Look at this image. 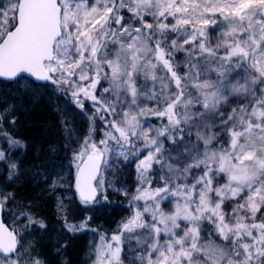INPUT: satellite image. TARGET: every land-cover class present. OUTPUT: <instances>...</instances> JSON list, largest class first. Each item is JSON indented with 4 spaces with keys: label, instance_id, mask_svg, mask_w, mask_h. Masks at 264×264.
<instances>
[{
    "label": "rangeland",
    "instance_id": "rangeland-1",
    "mask_svg": "<svg viewBox=\"0 0 264 264\" xmlns=\"http://www.w3.org/2000/svg\"><path fill=\"white\" fill-rule=\"evenodd\" d=\"M18 2L0 0V40L16 22ZM59 2L63 34L56 43L54 59L47 63L53 76L48 87L78 91L90 99L94 96H88L85 90H96L103 80L112 115L106 117L109 119L100 116L97 121L93 113L92 125L100 129L101 122L108 125L110 120L115 129L102 135L92 132L73 152L66 143L67 157L64 161L58 159L56 171L47 177L48 190L54 196L56 220L67 223L78 198L75 190L78 157L100 150L105 152L97 182L102 194L100 200H108L110 194L123 195L143 205L141 213L128 220L123 230L126 235L116 237L112 233L105 240L96 233V228L86 226L87 215L82 229L88 227L92 232L84 263L114 264L119 258L116 243L123 246V241L128 242L132 237L130 244L137 245L133 246L137 257L131 256L122 264H233L237 257H242L243 264H264V147L261 145L264 141V0ZM159 5L165 9L160 10ZM164 10H169V16L173 17L169 26L174 35L173 49L182 54L172 63L173 69L152 70L157 86L164 90L162 100L169 102L160 109L158 100L132 87V80L136 65L148 63L149 53L143 45L141 31L150 27L156 15ZM127 13L130 17L124 16H129ZM126 18L136 23L131 25L125 22ZM110 20L116 22L108 32L114 36L117 51L112 57L97 56L96 48L105 38L101 32ZM165 55L169 53L159 57ZM198 55L206 60H199ZM91 64L103 74V78L97 79L99 82L91 78ZM173 100L176 106H184L178 114L184 125L198 123L203 127L199 139L177 138V132L184 127L181 122L178 126L179 119L173 120L174 124L167 116L164 119L172 124L166 145L159 127L148 121L151 112L161 118L170 114ZM9 114V110L0 113V176L14 165L15 147L7 133L14 124ZM217 126L221 131L228 129L225 141L220 140L221 143L211 148L209 144L206 149L199 147L198 141L209 143L208 139L215 142L220 138L218 134L208 138V130L216 134ZM66 137L69 138L68 133ZM113 140L116 141L109 143ZM152 160L161 164V177L166 182L161 188L146 186L147 181L153 180V174L148 176L153 172ZM194 168L202 172L184 191L167 187L171 183L179 185L186 177L182 174L185 169ZM1 181L0 177V198L7 201L3 202L12 215L13 205ZM14 218L12 227L19 234L22 248L12 260L0 253V264H19V258L32 251L35 243L31 235L34 228L26 223L20 225L19 218ZM206 218L222 228L224 241L235 236L233 240L242 242L240 248L235 245V254L211 243L206 247L204 260L196 259L197 250L204 251L198 246V226Z\"/></svg>",
    "mask_w": 264,
    "mask_h": 264
},
{
    "label": "trees",
    "instance_id": "trees-1",
    "mask_svg": "<svg viewBox=\"0 0 264 264\" xmlns=\"http://www.w3.org/2000/svg\"><path fill=\"white\" fill-rule=\"evenodd\" d=\"M163 8L165 9V7L159 5L160 10H163ZM127 15L129 16L124 14L125 17H130V13H127ZM169 15H171L169 10H164L163 13L156 15L157 17L153 20L150 27L141 31L143 45L147 47L149 53L148 63L136 65L135 76L132 80V87L134 86L136 91L145 92L153 99L158 100L160 109L166 108L169 102L162 100L164 90L159 85L157 86L152 70L155 67L165 71L173 69L174 65L172 63H174V60L175 62L178 61L177 57L182 54V52H175L173 49L174 35L169 28L173 17ZM133 21L130 18L125 19V22H131V25L136 23L135 21L133 23ZM115 24L114 20L106 23V30L101 32L102 34L104 33L105 38L100 41L99 47L96 48L97 56L112 57L117 51L116 46H114V36L108 32L110 31V26ZM165 52L169 53V55L159 57ZM170 53L174 54V56H171ZM194 57L196 58V56ZM197 58L201 61L206 60L204 56L199 57L198 55ZM99 69L101 68L99 67ZM89 72L93 82L94 78L96 80L103 78V74L98 70V67H94L92 64ZM98 80L97 82H99ZM89 84L87 83V85ZM103 85L104 82L102 80L96 90H85L88 91V96H94L87 99L78 91L66 92L60 87L52 89L48 86L38 85L26 78H20L16 83L0 81V113L7 110L10 111L8 117H11L14 126L13 129L7 130V133L11 136L9 141L15 147L13 158L11 157L14 164L13 168L9 170L7 167V171L0 176L2 179L1 183L3 182V185H5L3 190L5 189V192L8 193L7 199L11 201L13 205L12 212H14L11 215V211L7 209V203H4L5 220L12 226L15 223L14 216H17L20 225L26 223L28 224L27 227L34 228V230H31V235L35 241L34 246L31 248L32 251L25 254L24 258H19V264H85L83 258L87 253L88 237L92 232L87 230L88 227L96 228V233L99 232L104 240L112 233L116 237H121L122 233L124 235L127 234L123 230L130 221L129 219L141 213L143 205L140 206L137 203H133L128 200V197L123 195L114 197V195L110 194L108 200L102 201L100 200L101 194L98 201L94 203H82L77 198L73 208H71L70 220L65 224H60L56 220L54 196L48 190L47 177L56 171L57 160L63 159L64 161L67 157L66 143L68 142L70 152H73L82 140L89 138L92 132L97 133L96 135H102L106 131L115 129L114 122L112 123L110 120L108 125H104L101 122L100 129L92 125V123L94 124L92 121L93 113L97 121H99L100 116L106 115V118L112 115L111 102L107 98L109 93L106 91V86ZM172 107L176 110L171 108L169 110L170 114L163 118L153 112L147 117L149 122L155 127H159L166 145H169V137L167 135L171 133L172 123L169 124L166 121L167 119L164 118L168 116L172 119L171 122L175 124L174 121L179 119V112L184 110L183 104L176 106L174 100ZM91 114L92 116H90ZM105 118H101V120ZM180 122L184 129L180 133L177 132V138L186 141L199 139L200 128L203 127H200L198 123L194 124V126L191 124L186 126L180 119L178 126ZM202 123H204V119H202ZM203 125L206 126V123ZM215 128L217 129L216 134L210 132L206 127L209 132L208 138L217 134L220 135V138L215 142L208 139L209 143L204 140L198 141L199 147L206 149L209 144L211 148L225 141L224 137L227 135L228 129L221 131L219 130V128L221 129L220 126ZM3 130L4 126H2ZM67 133L69 138L66 137ZM220 140L221 142H219ZM115 141L113 140L109 143H114ZM261 145L264 147V141ZM83 157H78L79 161ZM158 163L154 162V160H152L151 164L149 163L153 172L149 170L151 173L148 176L153 174V180L147 181L146 186H160L159 188H161L166 183L165 179L161 177L162 172L159 160ZM195 168L194 170L185 169L182 174L185 173L186 177L183 178L179 185H177L178 183H171L167 187L171 188V190L184 191L188 183L197 178L198 173L202 172H198L200 169L196 170ZM154 173L156 174V179H154ZM0 199L2 201L5 200ZM87 215H89L88 221L86 220ZM84 220H86V226L88 227L82 229ZM205 220L203 225L202 222H199L198 226L200 237L198 246L203 248L204 251L200 252V250H197L195 255L197 260H204L206 247L211 243L225 248L226 251L229 249L228 251L232 253L235 252L233 251L235 245L236 248L241 247L242 242H239L238 239L233 240L235 236L230 237L231 241H224L221 238L222 234H220V232L223 233L220 230L222 228L218 227L217 223L212 219L206 218ZM217 230L219 231L218 233ZM196 237L197 235L195 239ZM133 239L130 237L127 240L128 242L123 241V246L116 243V251L119 253V258L113 262L114 264H122L121 262L128 260L131 256L134 259L137 257V252L133 247L137 245L130 244ZM196 242H199V240ZM120 247H123V249ZM21 248L22 246L18 251ZM17 255L18 252L10 260ZM233 264H243L242 257H237Z\"/></svg>",
    "mask_w": 264,
    "mask_h": 264
},
{
    "label": "water",
    "instance_id": "water-1",
    "mask_svg": "<svg viewBox=\"0 0 264 264\" xmlns=\"http://www.w3.org/2000/svg\"><path fill=\"white\" fill-rule=\"evenodd\" d=\"M61 14L59 0H19L16 24L0 42V79L14 81L26 76L36 83H48L51 72L46 63L54 59L56 42L63 34ZM104 160L105 152L100 151L88 153L80 161L75 189L83 202L98 200L97 181ZM18 248V233L5 221L0 200V251L12 256Z\"/></svg>",
    "mask_w": 264,
    "mask_h": 264
}]
</instances>
